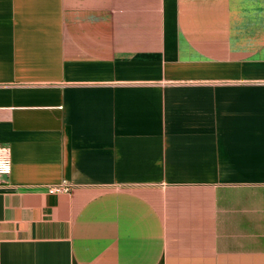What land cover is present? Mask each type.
I'll use <instances>...</instances> for the list:
<instances>
[{"label":"crops","instance_id":"obj_1","mask_svg":"<svg viewBox=\"0 0 264 264\" xmlns=\"http://www.w3.org/2000/svg\"><path fill=\"white\" fill-rule=\"evenodd\" d=\"M0 145V264H264V0H0Z\"/></svg>","mask_w":264,"mask_h":264},{"label":"built area","instance_id":"obj_2","mask_svg":"<svg viewBox=\"0 0 264 264\" xmlns=\"http://www.w3.org/2000/svg\"><path fill=\"white\" fill-rule=\"evenodd\" d=\"M11 170L10 149L7 145H0V176H6ZM57 190H68V184L63 182Z\"/></svg>","mask_w":264,"mask_h":264}]
</instances>
